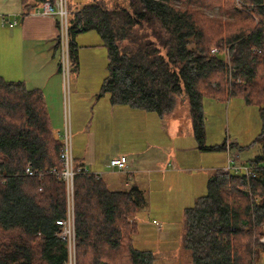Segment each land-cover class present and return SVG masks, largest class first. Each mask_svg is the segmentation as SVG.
Returning a JSON list of instances; mask_svg holds the SVG:
<instances>
[{
  "label": "trees",
  "instance_id": "1",
  "mask_svg": "<svg viewBox=\"0 0 264 264\" xmlns=\"http://www.w3.org/2000/svg\"><path fill=\"white\" fill-rule=\"evenodd\" d=\"M43 1L21 0L25 13ZM122 1L109 5L108 0H90L69 18V50L75 63L74 39L80 32L95 31L106 48L107 73L98 97L107 94L111 105L164 117L172 111L173 96L184 93L201 151L225 150V142L205 143V99L226 102L240 95L246 103L259 105L261 128L253 143L260 150L249 161L256 165L250 196L243 174L215 170L205 194L184 209L182 241L192 264L260 263L264 259V244L258 241L264 233V0H241L249 8L239 10L223 8L234 0H218L223 12L219 16L201 12V7H210L201 0ZM143 24L156 26L159 46L136 32ZM220 41L228 46L230 66L222 54L209 52L210 45ZM229 74L234 80H225ZM214 77L220 82L213 87ZM60 150L41 90L0 76V264H67V243L56 223L66 217L65 182L49 173L41 178L24 174L27 164L32 170H60ZM75 164L83 167L78 160ZM73 191L76 251L90 250L91 264H153V251L134 245L136 214L147 202L142 190H110L97 175L81 172L73 177ZM104 247L107 251L102 254Z\"/></svg>",
  "mask_w": 264,
  "mask_h": 264
},
{
  "label": "crops",
  "instance_id": "2",
  "mask_svg": "<svg viewBox=\"0 0 264 264\" xmlns=\"http://www.w3.org/2000/svg\"><path fill=\"white\" fill-rule=\"evenodd\" d=\"M88 1L90 0H68L70 15ZM58 31L56 17L36 14L32 10L25 13L21 0H0V76L10 81L21 80L29 89L41 90L50 124L55 132L56 129H60L63 122V80L56 47ZM74 41L77 48V62L75 64L73 60V66L71 65L75 69L70 79L72 89L69 92V102L74 107L78 105L81 112L85 109L91 112L96 104L93 99V94L96 92L81 82L84 77L82 70L90 69L88 63L98 58L93 57V51L88 48L99 46L100 38L96 32L86 31L78 33ZM100 66L101 70L103 63L102 65L100 63ZM103 77L104 75L100 76L101 79ZM99 80L98 78L96 81V90ZM108 101L102 100V107L97 111L96 124L108 129H100L98 133L95 128H91L90 112L89 116H85L84 121L82 115L81 119L72 118L70 126L74 138V161L78 160L88 172L100 177L110 190H124L130 187L142 190L143 178H146V184L150 185L149 175H157L159 170L162 172L171 170V173L175 174L187 168H197L201 171L211 169L209 179L215 170L223 168L227 157L232 155L226 150L225 161L217 166L216 164L202 166L201 162L192 166L187 165L188 163L184 165L180 152L192 157H202V151L198 149L194 140L193 127L189 129L188 125L186 129L182 128V120L176 116L177 112H180L176 110L181 104H175L176 100H174L175 107L172 112L164 117L155 114L157 118L153 121L151 117L154 113L142 112L128 105L111 106ZM98 105L100 106L101 103L99 102ZM102 112L103 117H101ZM181 115H186V120L190 122L189 111ZM115 117L120 125H117ZM149 117L150 131H153L152 140L159 143L158 133L165 135L167 133L170 137L167 142L171 146L167 148L161 161H159L161 158L159 149L143 146L142 136L147 131ZM163 122L167 123L164 132L160 128ZM185 140L192 142L190 145H185ZM98 143L103 145L104 150H99ZM119 156L128 158L132 166L131 171L122 172L108 166L110 158ZM203 171L206 174V170Z\"/></svg>",
  "mask_w": 264,
  "mask_h": 264
},
{
  "label": "rangeland",
  "instance_id": "3",
  "mask_svg": "<svg viewBox=\"0 0 264 264\" xmlns=\"http://www.w3.org/2000/svg\"><path fill=\"white\" fill-rule=\"evenodd\" d=\"M118 2V4H122V0H108L109 5H113V2ZM204 3L210 5L209 9L200 8V11L205 12L208 16H219L222 15L219 9H221L218 3V0H201ZM177 3V2H176ZM125 5V3H124ZM233 7L234 10H239L246 7V2H242L241 0H234V2L228 3L227 7ZM37 8V7H36ZM222 10V9H221ZM235 21H237L234 18ZM256 21V20H255ZM241 22V21H240ZM248 22V21H243ZM157 28L155 25H139L136 27V32L140 35H147L148 38L157 43L155 37V32ZM95 32V31H93ZM59 35V33H58ZM164 35L161 32V37ZM100 38V37H99ZM123 45L127 44V41H123ZM58 45V38H57ZM210 45L209 52L214 48L216 50L215 53L222 54L224 59L229 60L230 66V54L228 50V46H225L222 41L216 44ZM216 45V46H215ZM159 46V45H158ZM162 47H160V50ZM93 51V57H98L93 59L88 63L87 68H83L84 77L81 79V82L85 84L87 87L94 90L93 99L96 103L93 107V110L90 112L89 110L81 112L79 106H73L69 102V92L72 89V80L70 79L73 76V60L70 57V74L68 76V100H67V108L69 113L70 123L73 119H81V115L83 116L82 120H85V116H89V112L92 116L91 128H95L96 131L100 129H108L105 127L97 126L98 120V109L102 107V100L108 101V95L105 94L101 97H98V93L103 81V78L106 75V48L103 46L101 39L100 45L97 47L88 48ZM70 56V51H69ZM77 62V61H76ZM100 63L103 68L100 70ZM76 64V63H75ZM76 66V65H75ZM60 67V66H59ZM104 75L101 79L100 76ZM98 90H96V81ZM220 82V77H214L210 81V85L218 84ZM226 81H230V77L228 75L225 76ZM239 82V81H238ZM219 85V84H218ZM205 84H201L200 88L204 89ZM214 87V86H213ZM174 100H176L175 104H181L177 111L176 116L178 119L182 120L181 125L182 128L186 129L189 125V129L193 127L192 117L190 114V122L186 120V115L183 116L181 114H186V111L190 113L189 100L184 93L174 95ZM99 102L101 105L99 106ZM109 102V101H108ZM111 105V104H110ZM174 105V104H173ZM112 106V105H111ZM127 106V105H126ZM73 107V108H72ZM175 106H173L174 108ZM172 108V110H173ZM141 111V110H140ZM94 112V113H93ZM144 112V111H142ZM172 112V111H171ZM170 112V113H171ZM83 113V114H82ZM168 113V114H170ZM166 114V115H168ZM104 113H101V117H103ZM165 115V116H166ZM151 120L154 121L155 113L152 115ZM116 118V117H115ZM107 120V119H106ZM117 120V118H116ZM167 119H165L166 121ZM64 122V120H63ZM63 122L60 129H56V132L52 129L54 136L57 140H59L60 135L63 132ZM167 123H161V127L163 132L165 127L167 128ZM51 125V124H50ZM117 125H120V122L117 120ZM52 128V127H51ZM150 117L147 122V131L144 132L142 136L143 146L147 145L151 148H157L160 150V160H162V156L166 154V150L171 144L167 141L170 140V137L163 133H158V142L152 140V133L150 131ZM154 128V125H153ZM261 128V119L259 115V105L254 103H246L244 98L240 95L233 96L229 98L226 102L205 99L204 100V133H205V143L206 145H219L225 142V150L220 151H202V157H192L188 154L180 152V157L184 159L182 164H187L189 166L196 165V163L201 162L202 166H207L211 164H222L226 159L227 150L229 154L233 155V158L238 161L240 164H252L249 163L251 159H253L256 154L259 153V147L254 145L253 141L257 134L259 133ZM139 134V133H138ZM194 139V137H193ZM195 140V139H194ZM74 142V138L72 136V143ZM192 141L185 140V145H190ZM196 142V140H195ZM197 143V142H196ZM232 143L235 146H232ZM152 145V146H151ZM240 146L241 150H239L236 146ZM143 146L141 149H143ZM99 150H104V147L101 143H98ZM109 149H107L108 151ZM113 150V149H110ZM74 155V154H73ZM128 155V154H127ZM128 159V158H127ZM129 169L131 171L132 166L129 163ZM163 164H160L162 166ZM255 165V164H254ZM221 169V168H220ZM206 170V174L204 171ZM202 171L194 168H187L186 170L178 171L175 174L171 173V170L162 172L159 170L157 175H149L151 176L150 185L146 184V178L144 179V185L142 186V190L145 193V197L147 199V204H145L136 214V225H137V234L134 235V245L140 249H150L155 254L156 258L153 264H192L190 251L184 249L183 247V235L185 232L184 227V209L188 206L193 205L195 199L201 195H204L206 192V183L208 177L211 173V169H203ZM232 172V171H228ZM234 173V172H232ZM206 176V179H205ZM243 176H245L243 174ZM252 178L249 180L246 179V186L244 190H246L250 196V184L252 182ZM206 181V182H205ZM233 188V187H231ZM236 188L233 190L235 191ZM240 190L244 192L243 187H240ZM241 192V193H242ZM73 189L70 192V197H72V207H73V215H74V196ZM229 194H232L231 191H228ZM236 198H241V196L237 195ZM67 201V196H66ZM74 217V216H73ZM74 222V218H73ZM262 230L264 231V225L262 226ZM259 241V240H258ZM66 243L68 247V261L67 264H91V251H84L83 249L76 251V239L74 230L71 232L70 238L66 237ZM106 247L103 248L102 254L106 253ZM264 264V259H261V263Z\"/></svg>",
  "mask_w": 264,
  "mask_h": 264
},
{
  "label": "built area",
  "instance_id": "4",
  "mask_svg": "<svg viewBox=\"0 0 264 264\" xmlns=\"http://www.w3.org/2000/svg\"><path fill=\"white\" fill-rule=\"evenodd\" d=\"M32 12L40 15H51L57 18L58 23V61L60 66V73L63 80V132L59 137L61 142V150L59 154V161L61 168L57 170L56 168H50L45 170H32L30 165L27 164L25 167L24 174L27 176L38 175L41 178L45 173L57 175L65 182L66 186V196H67V209L66 217L61 220H57L56 223L62 227L60 237L63 240H66L68 236L70 238L71 232L74 230L73 222V207H72V197H70V192L73 189V177L75 174L81 172H88L84 167H77L73 158V143H72V130L70 126L69 113L67 108L68 100V76L70 74V56H69V34L68 28L70 25V11L68 9V0H45L37 8L32 10ZM211 52L215 53L214 48L211 49ZM231 74L234 73V70L230 68ZM229 74L230 81L234 80L232 75ZM232 77V79H231ZM236 82L240 79H236ZM108 166L122 172H128L129 164L126 156H119L115 158H110L108 161ZM256 165L254 164H240L233 158V155L227 157L226 163L223 166L222 170L228 172L232 171L235 174H244L246 179L249 180L250 177L255 176ZM2 174L0 173V176ZM259 242L264 244V233L259 237ZM261 263V261H260ZM258 263V264H260Z\"/></svg>",
  "mask_w": 264,
  "mask_h": 264
},
{
  "label": "bare ground",
  "instance_id": "5",
  "mask_svg": "<svg viewBox=\"0 0 264 264\" xmlns=\"http://www.w3.org/2000/svg\"><path fill=\"white\" fill-rule=\"evenodd\" d=\"M255 240H256V238H255Z\"/></svg>",
  "mask_w": 264,
  "mask_h": 264
}]
</instances>
